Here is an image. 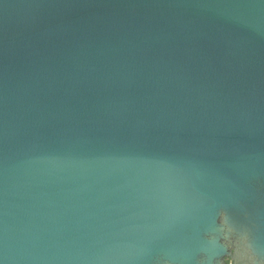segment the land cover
I'll list each match as a JSON object with an SVG mask.
<instances>
[{"label": "water", "instance_id": "water-1", "mask_svg": "<svg viewBox=\"0 0 264 264\" xmlns=\"http://www.w3.org/2000/svg\"><path fill=\"white\" fill-rule=\"evenodd\" d=\"M0 264H264V0H0Z\"/></svg>", "mask_w": 264, "mask_h": 264}, {"label": "flooded vegetation", "instance_id": "flooded-vegetation-1", "mask_svg": "<svg viewBox=\"0 0 264 264\" xmlns=\"http://www.w3.org/2000/svg\"><path fill=\"white\" fill-rule=\"evenodd\" d=\"M227 259H228L229 261H228ZM226 261H227L228 263H230V262H231L229 258H226Z\"/></svg>", "mask_w": 264, "mask_h": 264}, {"label": "trees", "instance_id": "trees-1", "mask_svg": "<svg viewBox=\"0 0 264 264\" xmlns=\"http://www.w3.org/2000/svg\"><path fill=\"white\" fill-rule=\"evenodd\" d=\"M228 260V259H227ZM229 261V260H228Z\"/></svg>", "mask_w": 264, "mask_h": 264}]
</instances>
